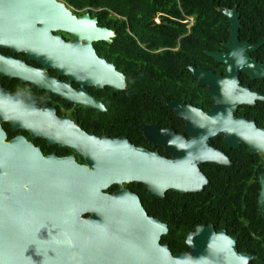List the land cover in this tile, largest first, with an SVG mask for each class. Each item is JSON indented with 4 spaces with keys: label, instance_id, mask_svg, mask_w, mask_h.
<instances>
[{
    "label": "water",
    "instance_id": "1",
    "mask_svg": "<svg viewBox=\"0 0 264 264\" xmlns=\"http://www.w3.org/2000/svg\"><path fill=\"white\" fill-rule=\"evenodd\" d=\"M219 10L229 16L227 44L239 47V12L235 7ZM1 12L4 27L18 30L19 37L23 35L31 41L46 64L53 62L68 70L79 65L87 79L116 84L106 60L90 43L92 39H107L112 31L96 25L88 13L77 18L59 0H4ZM34 18L39 20L38 25ZM49 26L69 30L74 39L63 41L59 34L50 36ZM78 37L86 42H79ZM263 42L264 37L248 45L255 48ZM206 53L228 63V75L223 78L189 65L193 76L199 83L208 84L211 92L210 84L217 80V92L226 94L237 65L264 76V66L241 57L240 51ZM8 71L48 87L56 85L40 73ZM169 105L185 118L192 136L182 139L174 156L168 159L130 147L122 139L91 134L76 140L55 136L43 125L49 138L71 141L84 152L88 164H78L71 157H42L20 138L4 142V132L0 130V264H247L255 254L239 251L236 236L223 227L216 229L212 223L196 224L185 236L189 248L172 252L167 243L160 242L168 230L167 223L149 215L136 193L124 188L105 191L124 177L141 181L150 194L163 195L167 189L196 192L207 180L193 158L227 162L204 145L199 149L203 155H199L195 146L199 134L205 139L217 130L231 140L227 114L214 117L211 109L202 111L176 101ZM239 137L251 149L259 146L264 150V138L253 139L246 131ZM258 206L264 217V172L260 174Z\"/></svg>",
    "mask_w": 264,
    "mask_h": 264
},
{
    "label": "flooded vegetation",
    "instance_id": "2",
    "mask_svg": "<svg viewBox=\"0 0 264 264\" xmlns=\"http://www.w3.org/2000/svg\"><path fill=\"white\" fill-rule=\"evenodd\" d=\"M59 1H62L75 17L88 13L89 18H95L96 25L106 26L112 31L107 39H92L90 43L97 55L106 60L116 84L106 82L98 84L96 80L87 79L79 65H73L68 70L58 67L53 62L46 64L40 59L31 41L23 35L19 37L18 30L4 27V12H1L0 130L4 132V142L20 138L32 148H36L42 157L47 155H54L56 158L71 157L78 164H88L84 152L75 148L71 141L61 140L58 137L49 138L42 130L43 125H46L54 131L55 136H66L76 140L91 134L93 137L122 139L130 147H139L149 153H155L158 157L168 159L174 156L175 148H179L182 139L192 136V131L186 126L185 118L169 105L170 102H182L200 107L202 111L211 109L214 117L227 114L229 128L232 131L229 135L231 140H227L225 138L227 135L219 130L205 139L201 134L197 137L195 146L199 155L202 154V150L199 149L204 145L214 150L217 155H222L227 161L222 163L193 158L207 180L200 190H203L211 180L222 178L239 181L257 180L258 203L260 174L264 172V150L259 146L251 149L250 145L239 136L246 131L253 139L264 138V76L254 75L252 71L237 65L236 71L231 72L226 94L217 92V80L210 84L213 88L211 92L208 84L199 83L193 76L189 65L210 70L214 74H219V78H223L228 75L227 62L206 53L209 58H202L199 63L187 65L189 74L185 81L180 61L169 69L165 66L168 62L164 65V59L167 57L159 54L165 49L174 51L182 49V37L190 31L194 21L193 15H186L180 19L186 24L188 31L179 32L174 43L147 46L139 41L133 30V27L140 23L136 18L125 19L123 23L121 18L124 15L115 13L117 18L114 28L103 22L96 12L97 8H78L66 0ZM0 4L4 8V0H0ZM219 7H235L239 12L237 41L241 42V45L237 47L227 44L230 37L229 16L222 13L224 21L215 23L219 29L212 38L213 46L205 48L204 51L237 50L240 51L241 57L245 56L248 61L264 66V42L255 48L248 45V43L254 45L264 37V12L241 14L237 4ZM33 21L35 25L39 24L37 18ZM147 22L152 26L165 24L167 19L158 11L151 15ZM48 34L50 36L59 34L63 41L74 39V35L69 30L55 26L48 27ZM174 34L175 30L171 32V35ZM78 40L81 43L86 42L83 37H78ZM136 41L141 47L156 53L146 57V71L143 74L141 69H137L138 64L135 61L134 42ZM111 42L114 44L111 45ZM150 42L153 44V41ZM160 56L161 71H155L158 76L153 75L152 67L157 62L152 58ZM108 63L112 64V67ZM139 65L141 66L142 63ZM7 69L16 71L26 69L40 73L56 85L48 87L47 84H39L31 79H24L16 73H10ZM231 77L234 79L233 82ZM141 82H144L143 88ZM138 89L144 91L137 92ZM119 188L136 193L147 213L164 221L156 214L157 210L151 209L150 195L154 194L148 193L141 181L121 177L119 182L111 183L105 191L113 192Z\"/></svg>",
    "mask_w": 264,
    "mask_h": 264
},
{
    "label": "trees",
    "instance_id": "3",
    "mask_svg": "<svg viewBox=\"0 0 264 264\" xmlns=\"http://www.w3.org/2000/svg\"><path fill=\"white\" fill-rule=\"evenodd\" d=\"M74 7L97 8V13L105 24L115 28V13L124 15L125 19L136 18L140 21L133 30L140 42L147 46L170 45L175 42L179 32H187L188 28L180 19L193 15L194 21L190 31L182 37V49L174 51L165 49L159 54L167 58L164 65L172 69L180 61L185 81L189 74L187 65L199 63L202 58H209L204 51L212 48L215 33L218 32L216 22L224 21L219 6L238 5L241 14L248 12H264V1L257 0H66ZM261 8V9H259ZM160 11L167 19L165 24L149 25L147 19ZM125 27V24H123ZM175 30V34L171 32ZM126 35H130L126 33ZM132 38V36H131ZM219 38V37H218ZM150 41H153L151 44ZM114 42H111L113 45ZM137 69L146 71V57L151 53L134 42ZM111 59H114L111 57ZM156 61L152 67L153 75L162 68V57L152 58ZM142 63L140 66L139 64ZM143 76V75H142ZM158 76V75H157ZM142 88L144 82H141ZM138 89L137 92H143ZM257 180L239 181L233 178L211 180L203 190L179 192L167 189L163 196L150 195L151 209L168 225V230L160 237L161 243H167L172 252L188 249L185 242L186 233L194 229L198 223L212 222L216 229L225 228L236 236L239 251L252 252L254 257L247 264H264V217L258 210ZM110 189V188H109ZM87 214V213H86Z\"/></svg>",
    "mask_w": 264,
    "mask_h": 264
}]
</instances>
